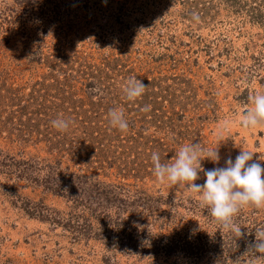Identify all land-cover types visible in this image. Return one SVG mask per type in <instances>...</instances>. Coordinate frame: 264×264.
Masks as SVG:
<instances>
[{"label":"rangeland","instance_id":"374dc122","mask_svg":"<svg viewBox=\"0 0 264 264\" xmlns=\"http://www.w3.org/2000/svg\"><path fill=\"white\" fill-rule=\"evenodd\" d=\"M251 2L254 15L219 0H0V264H264L252 248L264 209L237 214V238L197 194L158 183L151 161L218 149L203 184L241 148L264 157V128L238 115L264 93V0ZM129 77L148 86L134 102ZM112 108L127 132L111 128ZM123 199L136 201V238L119 247V227L103 228Z\"/></svg>","mask_w":264,"mask_h":264},{"label":"clouds","instance_id":"9594fccd","mask_svg":"<svg viewBox=\"0 0 264 264\" xmlns=\"http://www.w3.org/2000/svg\"><path fill=\"white\" fill-rule=\"evenodd\" d=\"M192 19L200 21L197 13L193 12ZM146 86L140 79L129 77L123 84L122 91L128 101H136L145 93ZM94 92L100 93L99 88ZM250 106L242 114H238L241 126L245 129L264 128V93L256 92L248 97ZM146 106L143 111H148ZM107 118L111 128L118 129L121 133L127 132L128 121L124 112L119 108L109 109ZM230 121H225L223 131H227ZM70 120L57 118L51 125L57 131L67 132ZM223 133H221L222 137ZM255 153L241 148L235 160L229 156L225 167H214L204 172L206 177L203 184H197L202 168V160L218 163L220 155L218 149H204L200 144L183 145L176 152L175 158L170 163H162L157 152L151 154L153 175L158 183L178 185L181 189L197 194L201 207L208 209L214 222L223 230L232 232L235 237H242L241 227L235 222L237 214L248 207L257 210L264 209V166L260 161L264 157H257ZM256 241L252 245L255 252L260 253L256 260L264 259V228L255 231ZM255 264V261L253 262Z\"/></svg>","mask_w":264,"mask_h":264},{"label":"trees","instance_id":"16d2710c","mask_svg":"<svg viewBox=\"0 0 264 264\" xmlns=\"http://www.w3.org/2000/svg\"><path fill=\"white\" fill-rule=\"evenodd\" d=\"M206 1L208 3H212V2H215V1H218V0H206ZM219 1H221L222 4H226L227 7H231L237 13H239L240 11H242V12L246 11L247 13L250 12L252 15H254L255 9H257L256 6L251 4L252 3L251 0H219ZM122 189L125 190V188H123V187H122ZM106 193H108V192H106ZM118 193L116 191L115 192L113 191L112 197L108 198V200H110V201L111 200H117L119 198ZM123 201L125 202V205H123L122 209L125 211V214H121L120 213V215L116 219L115 218L112 219V217L109 218V221L112 219V222L110 221L111 222L110 227L109 228H106V227L103 228L104 232H107V229L111 228L109 230V232L113 233L114 227H116V226L119 227V230L117 231L118 235L112 240V243L118 245L119 247L129 246L130 243L132 242L131 240H128V238L126 239L125 236H124L125 233L127 232V230H131L130 231V235H129L130 239L133 240V238H136V235H134L135 233H133L132 229L129 227L130 225H128V221L131 218H134L136 216V215H134L135 212H133V209H131L129 205H131V202H136V201L134 200V201L128 202V201H126V199H123ZM126 223H127V225H126ZM105 225L108 226L107 223H105ZM123 225L125 227H122ZM123 236H124V239H123ZM148 240H150V238ZM137 246H139V245L137 244L135 247H137ZM148 246H149L150 250H152L153 246H152V242L151 241H149V245Z\"/></svg>","mask_w":264,"mask_h":264}]
</instances>
